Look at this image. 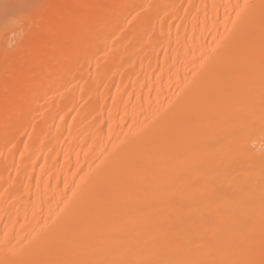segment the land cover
Listing matches in <instances>:
<instances>
[{
  "label": "bare ground",
  "instance_id": "obj_1",
  "mask_svg": "<svg viewBox=\"0 0 264 264\" xmlns=\"http://www.w3.org/2000/svg\"><path fill=\"white\" fill-rule=\"evenodd\" d=\"M0 264H264V0H0Z\"/></svg>",
  "mask_w": 264,
  "mask_h": 264
}]
</instances>
